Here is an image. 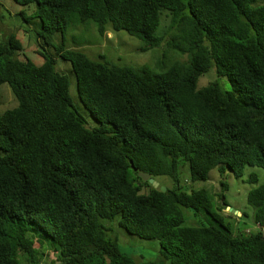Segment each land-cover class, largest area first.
I'll use <instances>...</instances> for the list:
<instances>
[{
	"label": "trees",
	"instance_id": "obj_1",
	"mask_svg": "<svg viewBox=\"0 0 264 264\" xmlns=\"http://www.w3.org/2000/svg\"><path fill=\"white\" fill-rule=\"evenodd\" d=\"M13 2L31 7L21 17L46 47L36 64L15 34L0 39V86L17 101L0 117V264H41L46 243L59 264H160L121 251L106 226L116 219L128 234L157 240L170 264H264V183L247 194L258 231L233 235L226 201L214 208L207 190L180 177L186 166L190 182L204 183L214 169L236 178L246 166L264 170V1ZM163 11L168 48L185 56L168 66L110 64L64 43L70 26L92 24L100 37L125 31L148 52L166 39L157 35ZM57 59L70 63L98 125L74 106ZM210 70L234 90L217 80L199 88ZM139 172L171 185L162 192ZM181 209L212 223L186 226Z\"/></svg>",
	"mask_w": 264,
	"mask_h": 264
},
{
	"label": "rangeland",
	"instance_id": "obj_2",
	"mask_svg": "<svg viewBox=\"0 0 264 264\" xmlns=\"http://www.w3.org/2000/svg\"><path fill=\"white\" fill-rule=\"evenodd\" d=\"M264 0H257V4L263 3ZM31 8V7H30ZM21 6L13 2V0H0V39L8 35L15 34L21 39L24 51L27 58L34 61L36 64L41 63V58L38 51L46 47L40 38L36 35L37 26L27 24L21 17V12L26 16L31 14V9ZM167 12H162L161 27L157 35L162 36L163 42L160 47L148 51L140 52L142 43L129 36L125 31H109L103 37H100L94 25L74 26L69 27L63 39L67 48H73L85 53L93 60L99 59L103 56L104 61L121 66H128L134 69L143 66L153 70L151 66L155 67L157 60H162L165 65H170L175 60H185V56L179 55L176 51L172 50L168 44H171V39L167 38L166 31L169 24ZM59 38L57 39V41ZM168 50V51H167ZM168 53L167 55L164 54ZM20 58L24 59L22 53ZM57 68L59 72L66 75L69 79V93L73 100L74 106L78 109L91 127L98 125L96 120L91 116L90 111L82 104L77 91V81L69 62L57 59ZM217 80L223 90L233 91L235 84L231 82L230 78H217L213 70L207 71L206 74L201 76L198 86L199 88L207 86L209 83ZM17 101L13 96L8 85L3 84L0 86V117L1 113L7 109L14 108ZM250 175L257 179V183H251L249 180ZM181 185L189 189H205L208 191L213 200L214 208L221 207L222 201H226L227 205L238 211L243 216L240 217L232 212L223 210L224 213L230 214V219H225V223L231 228L232 234L236 233H255L258 231L257 226L253 221V208L247 203V194L249 190L258 187L264 183V170L246 166L244 173L241 177L236 178L227 168L221 173L220 170L214 169L209 172L208 180L204 182H190L188 177V167H184L180 173ZM158 184L161 186L170 187L171 182L166 178H158ZM226 186L223 189V185ZM222 195V197H220ZM185 218L186 226H199L211 224V219L206 214H200L195 218L192 213L186 209H181ZM119 220L107 223L106 226L111 228L113 234L118 238V244L122 252L130 255L136 262L151 261L160 264H170L169 260H165L161 255V248L157 240H144L137 236L130 235L124 229L119 228ZM46 256L41 261V264H59L55 262L56 254L52 251L48 243L45 244Z\"/></svg>",
	"mask_w": 264,
	"mask_h": 264
},
{
	"label": "water",
	"instance_id": "obj_3",
	"mask_svg": "<svg viewBox=\"0 0 264 264\" xmlns=\"http://www.w3.org/2000/svg\"><path fill=\"white\" fill-rule=\"evenodd\" d=\"M132 168L134 169V171H136V168H134V166H132ZM138 176L143 180V181H148L154 188H158L159 184L157 181H155L153 178H151V176L149 174H145V173H142V172H139L138 173ZM160 190L162 192H165L166 191V188L161 186L160 187ZM227 211L229 212H232L233 214H236L238 216H240L241 214L238 212V211H235L233 209H231L230 207H227Z\"/></svg>",
	"mask_w": 264,
	"mask_h": 264
}]
</instances>
